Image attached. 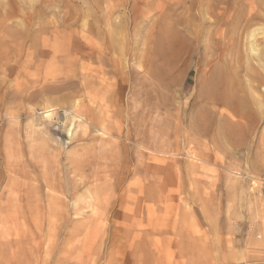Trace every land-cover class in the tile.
I'll list each match as a JSON object with an SVG mask.
<instances>
[{
    "label": "rangeland",
    "instance_id": "obj_1",
    "mask_svg": "<svg viewBox=\"0 0 264 264\" xmlns=\"http://www.w3.org/2000/svg\"><path fill=\"white\" fill-rule=\"evenodd\" d=\"M2 32L0 264H264V0H0Z\"/></svg>",
    "mask_w": 264,
    "mask_h": 264
},
{
    "label": "bare ground",
    "instance_id": "obj_2",
    "mask_svg": "<svg viewBox=\"0 0 264 264\" xmlns=\"http://www.w3.org/2000/svg\"><path fill=\"white\" fill-rule=\"evenodd\" d=\"M6 41H8V40L5 39V34L2 32L0 34V67L2 65V61H3L2 59L5 56L8 58L9 57V52L11 51V49H13L12 46H11V44L10 43L8 44V42H6ZM13 47H14V45H13ZM257 49H258V47L257 46L255 47V44L252 43V51L253 52H256ZM13 51H14V49H13ZM16 52L18 53L19 51H15V53ZM13 55H11V58H12ZM14 56H16V55H14ZM0 89H1V87H0ZM255 97L257 98V94H256ZM212 99L214 100V102H223V104L228 105V106H231L233 108V110L238 115L245 114L244 111H248V113L252 111V110L250 111L249 104H248L247 98L245 96H241L240 95V96L237 97V95H236V97L233 98L234 100H230V99H227V98L223 99V98L217 97V96H214ZM257 100H258V98H257ZM52 111H53V109L50 108V110L47 111V113H48L47 115H51L52 114ZM254 116L252 114H249L245 118H248L247 121H250L249 123L252 124V123H255V120H256ZM80 117L82 118V116H80ZM256 118H257V116H256Z\"/></svg>",
    "mask_w": 264,
    "mask_h": 264
}]
</instances>
